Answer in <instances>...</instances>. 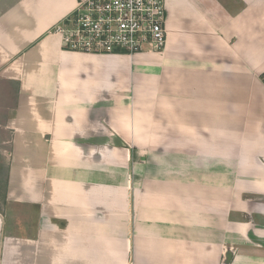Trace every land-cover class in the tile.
Segmentation results:
<instances>
[{"label": "crops", "instance_id": "obj_1", "mask_svg": "<svg viewBox=\"0 0 264 264\" xmlns=\"http://www.w3.org/2000/svg\"><path fill=\"white\" fill-rule=\"evenodd\" d=\"M80 1L0 0V264H264V0L132 56L62 49Z\"/></svg>", "mask_w": 264, "mask_h": 264}, {"label": "built area", "instance_id": "obj_2", "mask_svg": "<svg viewBox=\"0 0 264 264\" xmlns=\"http://www.w3.org/2000/svg\"><path fill=\"white\" fill-rule=\"evenodd\" d=\"M166 0H82L52 27L65 51L160 54L167 43Z\"/></svg>", "mask_w": 264, "mask_h": 264}, {"label": "rangeland", "instance_id": "obj_3", "mask_svg": "<svg viewBox=\"0 0 264 264\" xmlns=\"http://www.w3.org/2000/svg\"><path fill=\"white\" fill-rule=\"evenodd\" d=\"M236 254H225V256H226V259H223L222 260V263H226V264H230V263H232V261H234V256H235ZM254 260V262L256 263V262H258V260L257 259H253ZM236 261V260H235ZM259 264H262V263H260V262H258Z\"/></svg>", "mask_w": 264, "mask_h": 264}]
</instances>
